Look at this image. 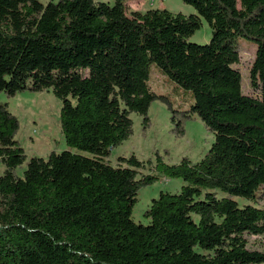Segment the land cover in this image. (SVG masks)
<instances>
[{
  "label": "trees",
  "instance_id": "16d2710c",
  "mask_svg": "<svg viewBox=\"0 0 264 264\" xmlns=\"http://www.w3.org/2000/svg\"><path fill=\"white\" fill-rule=\"evenodd\" d=\"M195 13L129 11L126 0H0V92L52 90L68 148L27 160L20 120L0 103V264H264L246 234L264 235V0H183ZM205 19L208 43L190 38ZM241 39L257 45L243 90ZM154 68L183 89L176 105L150 84ZM171 110L174 132L199 118L214 135L193 162L157 154L109 161L150 124L154 101ZM148 168L147 174L139 169ZM181 179L144 212L140 191Z\"/></svg>",
  "mask_w": 264,
  "mask_h": 264
},
{
  "label": "rangeland",
  "instance_id": "374dc122",
  "mask_svg": "<svg viewBox=\"0 0 264 264\" xmlns=\"http://www.w3.org/2000/svg\"><path fill=\"white\" fill-rule=\"evenodd\" d=\"M44 3L50 0H42ZM115 3V0H102ZM129 11H146L150 8H167L171 12L184 15L195 13L192 5L183 0H126ZM202 26L190 38L197 43H208L213 36L210 24L203 19ZM257 45L247 39H241L238 46L240 55L239 63L234 66L240 70L243 77V90L245 93H253L250 87V69L255 59ZM150 84L157 93H167L176 105L187 107V101L180 95L186 93L190 102L193 97L191 92L183 89L174 81L168 79L157 68H154L150 76ZM0 103L8 104L10 111L20 120V130L16 138L25 148L27 160L17 168V173L23 176L28 161L33 156L48 157L52 151L61 152L68 148L65 136L62 132L60 112L62 103L52 90L34 92L25 90L15 96H8L0 92ZM171 110L165 102L154 101L149 110L150 124L145 128L143 117L132 113L134 132L129 139L112 150L109 161L117 163L119 156L129 157L135 154L141 161L155 160L159 153L168 163H178L183 157H189L193 162L200 160L209 151L214 141V135L199 119H190L185 123V134L178 136L174 132V123L171 120ZM6 167L0 161V175ZM141 174L150 172L148 168L139 169ZM181 179L162 178L153 185L140 191L138 202L133 211V218L137 222L147 223L144 212L151 205L154 198L161 191L177 192L182 186ZM264 206V199L257 203ZM249 246L254 249L264 250V235L246 234Z\"/></svg>",
  "mask_w": 264,
  "mask_h": 264
}]
</instances>
